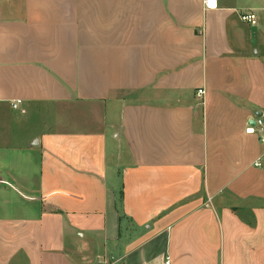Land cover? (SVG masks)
<instances>
[{"label":"crops","instance_id":"1","mask_svg":"<svg viewBox=\"0 0 264 264\" xmlns=\"http://www.w3.org/2000/svg\"><path fill=\"white\" fill-rule=\"evenodd\" d=\"M257 117L264 0H0V264H264Z\"/></svg>","mask_w":264,"mask_h":264},{"label":"built area","instance_id":"2","mask_svg":"<svg viewBox=\"0 0 264 264\" xmlns=\"http://www.w3.org/2000/svg\"><path fill=\"white\" fill-rule=\"evenodd\" d=\"M203 5L205 9H216L218 7V0H203ZM241 19L244 22H247L249 24H256L257 23V15L254 12H248L241 15ZM200 95L204 94V90L200 89L198 91ZM21 99H17L13 101L12 107L14 109H19L21 112H25V109L21 108ZM245 132L247 134L256 135L258 140L264 144V118L263 117H257L252 124H248ZM259 160L255 162V165L258 166ZM165 264H172V262L167 259L165 261Z\"/></svg>","mask_w":264,"mask_h":264}]
</instances>
